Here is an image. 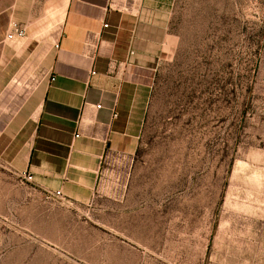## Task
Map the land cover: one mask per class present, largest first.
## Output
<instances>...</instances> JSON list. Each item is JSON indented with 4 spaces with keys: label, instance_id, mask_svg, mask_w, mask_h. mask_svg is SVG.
<instances>
[{
    "label": "rangeland",
    "instance_id": "obj_1",
    "mask_svg": "<svg viewBox=\"0 0 264 264\" xmlns=\"http://www.w3.org/2000/svg\"><path fill=\"white\" fill-rule=\"evenodd\" d=\"M261 16L178 0L183 42L152 76L137 150L103 159L87 203L0 161V264H264Z\"/></svg>",
    "mask_w": 264,
    "mask_h": 264
},
{
    "label": "crops",
    "instance_id": "obj_2",
    "mask_svg": "<svg viewBox=\"0 0 264 264\" xmlns=\"http://www.w3.org/2000/svg\"><path fill=\"white\" fill-rule=\"evenodd\" d=\"M229 1L248 14L259 6L264 25V0ZM177 5L0 0V161L43 192L87 203L103 159L137 150L152 76L183 42ZM12 25L23 37L6 39Z\"/></svg>",
    "mask_w": 264,
    "mask_h": 264
},
{
    "label": "built area",
    "instance_id": "obj_3",
    "mask_svg": "<svg viewBox=\"0 0 264 264\" xmlns=\"http://www.w3.org/2000/svg\"><path fill=\"white\" fill-rule=\"evenodd\" d=\"M106 27H107V25H103V28H106ZM23 35H24L23 34V28H21L17 25H12L10 31L6 34V39L12 40L14 37L21 38V37H23ZM90 75H94V72L91 71ZM50 81H53V78H50ZM97 108H99V107H97ZM74 137L77 138L78 134H75ZM106 158H108V157H105L104 159H106ZM20 178L24 183L29 184V185H31L33 182L32 176L27 172L20 174ZM45 193L50 198H53L55 200H58V201L64 200V197L60 191H45Z\"/></svg>",
    "mask_w": 264,
    "mask_h": 264
}]
</instances>
